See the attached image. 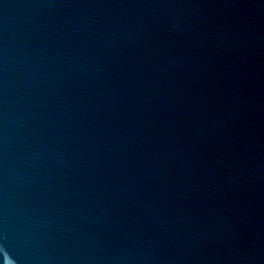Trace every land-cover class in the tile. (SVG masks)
Masks as SVG:
<instances>
[{"label": "water", "instance_id": "obj_1", "mask_svg": "<svg viewBox=\"0 0 264 264\" xmlns=\"http://www.w3.org/2000/svg\"><path fill=\"white\" fill-rule=\"evenodd\" d=\"M0 264H264V0H0Z\"/></svg>", "mask_w": 264, "mask_h": 264}]
</instances>
